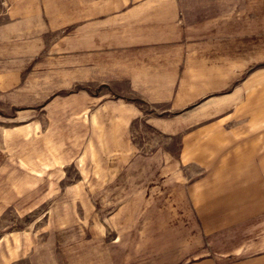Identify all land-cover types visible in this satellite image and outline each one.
<instances>
[{"label":"rangeland","instance_id":"1","mask_svg":"<svg viewBox=\"0 0 264 264\" xmlns=\"http://www.w3.org/2000/svg\"><path fill=\"white\" fill-rule=\"evenodd\" d=\"M263 93L264 0H0V264L264 263Z\"/></svg>","mask_w":264,"mask_h":264},{"label":"crops","instance_id":"2","mask_svg":"<svg viewBox=\"0 0 264 264\" xmlns=\"http://www.w3.org/2000/svg\"><path fill=\"white\" fill-rule=\"evenodd\" d=\"M100 22H95L93 24H99ZM104 25V24H103ZM94 25L92 26V31L90 29V36H89V45L93 46L94 49L101 50L102 47H105L107 44H122V43H127V42H122V31L119 30V27L117 26H109V31L105 32L103 29L101 30L100 26H98L97 29H95ZM103 28V27H102ZM124 35L125 36H146V31L143 29H137L135 32H132V30H124ZM110 37H116L117 40H114L111 43H107V39ZM139 40V39H138ZM130 42H134L130 41ZM261 95V94H260ZM264 97V93H263ZM262 97V98H263ZM251 95L248 97L247 101L245 100L242 105V113L245 114L243 115V118L245 117L244 122L247 123L248 128H247V133L248 135V141L245 142V146L247 148L246 151L242 150L243 154H241V159L246 163H250V157H253V152H264V100L261 99V96L258 97V101L256 102V106H249L246 108L247 105L250 104V99ZM246 133V129H245ZM250 135H252V138H250ZM252 145V147H250ZM243 149V147H242ZM260 158L257 161L251 162V163H257L259 169L263 171L264 175V154L259 155ZM245 158L246 161L243 159ZM243 163V164H245ZM247 168H244L242 165V171H240L241 174H244ZM242 188L243 185H242ZM249 197H245L247 199L244 203H246L248 206L252 205L253 207H258L257 212L250 213V209H248V215L243 217V221H246L248 223V226H250V223L253 224L256 223L257 226V232H258V238H259V243L258 246L263 245L264 246V197L261 199V196L257 197L254 195V193H249ZM264 196V194H262ZM251 198V199H250ZM253 211V210H252ZM244 215V214H243ZM247 264H261L259 262H253V263H247ZM264 264V263H262Z\"/></svg>","mask_w":264,"mask_h":264}]
</instances>
